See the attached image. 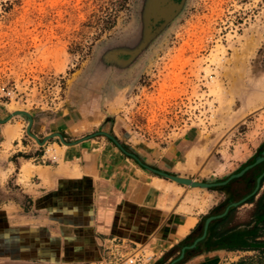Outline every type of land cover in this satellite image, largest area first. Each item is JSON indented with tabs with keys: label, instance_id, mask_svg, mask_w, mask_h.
<instances>
[{
	"label": "rangeland",
	"instance_id": "rangeland-1",
	"mask_svg": "<svg viewBox=\"0 0 264 264\" xmlns=\"http://www.w3.org/2000/svg\"><path fill=\"white\" fill-rule=\"evenodd\" d=\"M152 1L0 0V124L15 118L22 125L30 148L24 159L54 158L68 145L56 137L36 144L26 118L5 120L14 111L29 115L39 141L58 133L69 145L102 143L113 162L148 171L106 137L92 136L103 132L142 165L196 182H223L253 162L264 144V0H173L166 17L151 12ZM240 183L201 189L172 182V195L178 212H205L201 221L255 186ZM263 191L264 181L225 226L250 230ZM233 240L218 264H259L257 251Z\"/></svg>",
	"mask_w": 264,
	"mask_h": 264
},
{
	"label": "crops",
	"instance_id": "crops-1",
	"mask_svg": "<svg viewBox=\"0 0 264 264\" xmlns=\"http://www.w3.org/2000/svg\"><path fill=\"white\" fill-rule=\"evenodd\" d=\"M14 119L0 124V264H114L113 254L134 252L151 255L150 264H218L228 250L201 245L194 255L185 249L182 261L180 253L171 259L172 249L201 235L196 226L205 215L178 212L176 184L126 159L113 162L107 145L88 140L54 158L24 159L30 148ZM40 156L47 163L34 161Z\"/></svg>",
	"mask_w": 264,
	"mask_h": 264
},
{
	"label": "trees",
	"instance_id": "trees-1",
	"mask_svg": "<svg viewBox=\"0 0 264 264\" xmlns=\"http://www.w3.org/2000/svg\"><path fill=\"white\" fill-rule=\"evenodd\" d=\"M250 163H252V161ZM260 167H263V169L260 170ZM256 169L258 171L255 172V174H254V171ZM263 171H264V162H261L260 164H257L254 167H252L251 169L244 172L239 178L230 180L228 182L229 183L232 181L242 182L243 180L246 179L247 183L251 181L252 185H253L255 179ZM248 174H251L250 175L251 179L249 178V181H248ZM263 181H264V175L259 180V186L261 185V183ZM247 191H248V187H247ZM251 201H252V196L249 197L245 201V203H250ZM228 205L229 204H227L225 207H227ZM233 209H234L233 207H229L223 216H221L220 218H215V219L211 220L207 225L204 237L195 244V247L193 249L188 250L186 252H188L190 255H194V253L198 252V248L201 245H202V248L204 251H208L209 248L217 247L218 245H222V247H225L228 250L233 249V248H230L229 246H226V245H229L230 243H232V241H234L233 239H228L227 235L230 232H234L235 229H238L239 227H226L225 226V224L227 223L228 218H229L231 212L233 211ZM222 212L223 211H221L219 214H221ZM252 217L254 218L253 219L254 225L250 228V230H248L247 224L243 225L242 230L238 231L236 234L237 235L236 240L241 241L244 245L245 244L248 245L245 248L242 247L243 245H240L239 247L242 248L241 250H243V251H246V250L257 251L258 252V263L262 264V262L264 261V239L258 240V238L261 237L262 232L264 230V191L255 201V206H254ZM205 218H207V217H204L203 220H201L197 224L196 228L200 227V230H201V227H202V224H203V221ZM255 230H257V231L259 230V232L254 233ZM248 232L249 233L251 232V233L248 234ZM216 240L218 242H215ZM183 259H184V256L182 257L181 261ZM247 261H248V264H251L250 258H248V259L242 258L236 262H232L229 264H247L246 263Z\"/></svg>",
	"mask_w": 264,
	"mask_h": 264
},
{
	"label": "water",
	"instance_id": "water-1",
	"mask_svg": "<svg viewBox=\"0 0 264 264\" xmlns=\"http://www.w3.org/2000/svg\"><path fill=\"white\" fill-rule=\"evenodd\" d=\"M175 3L173 2V0H153L152 3H151V7H150V10L151 12H154L162 17H166L168 16L172 10L175 8ZM14 115H20L24 118L27 119L28 121V125L26 127V135H28L30 138H32L36 144L42 146L44 144V142H46L47 140L53 138V137H56L58 138V140L64 144V145H69V143H65L63 142L60 134L58 133H52L48 136H45L44 138H42L40 141L34 136L32 135L30 132H29V126H30V117L29 115L24 112V111H14V112H11L7 118H5V120H8L10 117L14 116ZM94 135H102L104 137H106L107 139H109L123 154H125L126 156H129L131 158H133L138 165H140L142 168L150 171L151 173L157 175V176H160L162 178H166L167 180H170L178 185H183V186H186V187H197V188H201V189H209V188H212V187H218V186H222L224 184H226L228 181H230L231 179H236V178H239L244 172H246L247 170L251 169L252 167H254L255 165L257 164H260L261 162H264V144L262 145L261 149H260V152L258 155H256L254 158H253V162L246 165L244 168H242L241 170H239L236 174L234 175H230L228 178H226L223 182H219V183H211V184H207V183H202V182H194L193 180H190V179H187V178H180L179 176H174V175H169V174H166V173H163V172H159L157 170H154V169H151L145 165H142L133 155L125 152L121 146L108 134L106 133H103V132H98V133H95V134H92V136ZM264 175V171L255 179V186L253 188V190L248 194L246 195L245 197L241 198L239 201L235 202V203H230L225 209L224 211L219 214V215H216V216H210V217H207L204 222H203V226H202V233L201 235L196 238L192 244H190L189 246L187 247H183L180 251V255L178 257V259H180L182 257V253L185 249H192L194 247V245L200 241L204 235H205V231H206V228H207V225L208 223L215 219V218H220L221 216H223L226 212V210L229 208V207H236L237 205L245 202L249 197L253 196L258 188V183H259V180L260 178Z\"/></svg>",
	"mask_w": 264,
	"mask_h": 264
},
{
	"label": "built area",
	"instance_id": "built-area-1",
	"mask_svg": "<svg viewBox=\"0 0 264 264\" xmlns=\"http://www.w3.org/2000/svg\"><path fill=\"white\" fill-rule=\"evenodd\" d=\"M41 162H43V157L40 156ZM114 264H148L151 261V255L138 254L134 252L133 254L120 256L118 254H113Z\"/></svg>",
	"mask_w": 264,
	"mask_h": 264
},
{
	"label": "flooded vegetation",
	"instance_id": "flooded-vegetation-1",
	"mask_svg": "<svg viewBox=\"0 0 264 264\" xmlns=\"http://www.w3.org/2000/svg\"><path fill=\"white\" fill-rule=\"evenodd\" d=\"M247 187H248V183H247V181H246V179H245V180H243V181L240 183L239 188L244 190V189H247ZM246 195H248V193H247ZM246 195H245V196H246ZM245 196H244V197H245ZM236 236H237V235H236ZM236 236L234 235V236H233V237H234L233 239H236Z\"/></svg>",
	"mask_w": 264,
	"mask_h": 264
},
{
	"label": "bare ground",
	"instance_id": "bare-ground-1",
	"mask_svg": "<svg viewBox=\"0 0 264 264\" xmlns=\"http://www.w3.org/2000/svg\"><path fill=\"white\" fill-rule=\"evenodd\" d=\"M180 178H182V177H180ZM194 182H196V181H194ZM191 188H197V187H191Z\"/></svg>",
	"mask_w": 264,
	"mask_h": 264
}]
</instances>
